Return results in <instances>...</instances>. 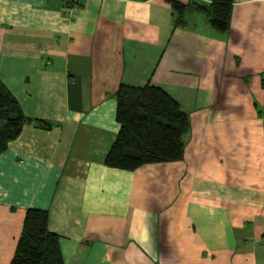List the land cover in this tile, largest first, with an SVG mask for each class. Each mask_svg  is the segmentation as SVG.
<instances>
[{"label": "crops", "instance_id": "obj_1", "mask_svg": "<svg viewBox=\"0 0 264 264\" xmlns=\"http://www.w3.org/2000/svg\"><path fill=\"white\" fill-rule=\"evenodd\" d=\"M185 19L168 0H0V80L51 125L0 156V264L30 209L64 264H264V0H233L223 34ZM122 83L188 114L182 162L105 166Z\"/></svg>", "mask_w": 264, "mask_h": 264}, {"label": "trees", "instance_id": "obj_2", "mask_svg": "<svg viewBox=\"0 0 264 264\" xmlns=\"http://www.w3.org/2000/svg\"><path fill=\"white\" fill-rule=\"evenodd\" d=\"M174 27L186 25V14H203L210 29L223 34L230 28L233 0H205L182 4L168 0ZM70 8V7H68ZM76 8V7H73ZM118 135L105 159L109 169L132 173L148 165L182 162L190 118L160 88L120 85L113 96ZM49 130L51 125L26 118L12 94L0 80V156L15 141L23 126ZM45 211L26 210L10 264H64L58 236L48 230Z\"/></svg>", "mask_w": 264, "mask_h": 264}, {"label": "built area", "instance_id": "obj_3", "mask_svg": "<svg viewBox=\"0 0 264 264\" xmlns=\"http://www.w3.org/2000/svg\"><path fill=\"white\" fill-rule=\"evenodd\" d=\"M75 10H76L75 8H72V9L67 10L65 12V17H66L67 21H71L72 20Z\"/></svg>", "mask_w": 264, "mask_h": 264}]
</instances>
